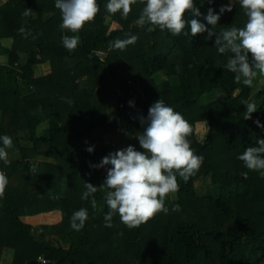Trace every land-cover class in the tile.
Listing matches in <instances>:
<instances>
[{
    "label": "trees",
    "instance_id": "1",
    "mask_svg": "<svg viewBox=\"0 0 264 264\" xmlns=\"http://www.w3.org/2000/svg\"><path fill=\"white\" fill-rule=\"evenodd\" d=\"M107 2L98 0L100 11L76 33L80 43L74 50L61 43L62 35L73 33L60 27L55 0H9L0 8V40L13 39L11 49L0 44V57H6L0 70V135L13 139L9 163L0 161L9 180L0 196V258L8 249L11 264H40L38 257L46 264H264V176L238 159L264 138V129L253 123H264V85L235 81L225 67L229 53L218 52L215 37L174 36L137 25L146 0H135L126 17L108 13ZM226 3L214 0L211 7ZM197 6L198 19L206 23L209 5ZM26 10L31 12L24 15ZM182 18L193 17L186 11ZM246 19L237 2L213 30L243 27ZM130 35L137 37L134 44L114 47ZM45 63L50 74L35 78L33 67ZM160 75L165 79L158 80ZM158 99L190 122L188 138L203 163L186 181L177 176L180 188L165 198L167 212L131 228L114 213L107 227V189L99 188L106 169L91 165L120 144L143 151L136 139L143 131L138 117ZM251 100L258 111L244 120L245 102ZM110 101H116L117 118L108 120ZM41 122L47 128L38 136ZM196 125L206 133L201 142ZM88 146H94L92 153ZM197 180L209 182L204 195L197 193ZM85 183L99 188L88 199L81 198ZM80 208L88 210V219L75 231L70 218ZM41 228L67 250L45 244L43 233L36 239L34 231Z\"/></svg>",
    "mask_w": 264,
    "mask_h": 264
},
{
    "label": "clouds",
    "instance_id": "2",
    "mask_svg": "<svg viewBox=\"0 0 264 264\" xmlns=\"http://www.w3.org/2000/svg\"><path fill=\"white\" fill-rule=\"evenodd\" d=\"M135 0H108L106 10L110 14L120 13L126 17L132 11ZM244 9L246 21L243 27L230 26L217 34L213 29L224 13L233 10L237 3ZM207 3L206 14L201 22L198 18L202 13L197 4ZM214 0H146L136 24L156 26L167 30L172 35L183 34L195 37L205 34V38L215 37V44L221 45L218 52L229 53L226 69L234 73L237 82L242 80L246 86H251L256 76V69L264 73V0H228L218 9L211 7ZM55 7L61 13L60 27L67 29L73 35H62L61 43L64 48L74 50L80 43L78 33L84 25L92 21L100 11L98 0H55ZM190 12V20L183 19L185 12ZM31 11L26 10L24 15ZM186 24L190 31H185ZM211 26V28H209ZM149 31L154 30L150 27ZM26 36L25 28L19 30ZM135 35L127 39L117 40L114 47L123 49L134 44ZM71 103V100L67 101ZM134 107V101L128 102ZM244 120L252 119L251 114L258 111L255 100L245 102ZM143 131L136 134L139 147L129 145L103 157L93 168L106 169V176L99 187H106L105 201L110 211L105 213L106 226L111 227L113 214H118L122 223L128 227H136L158 212H167L165 198L170 193L179 191L177 176L186 181L197 171L203 156L195 154L191 147L189 136L192 132L190 122L173 107L168 106L163 99L153 102L146 116H139ZM257 128L264 129V123L259 119L253 121ZM13 146L11 136L0 135V161H8V149ZM88 153L94 151V146L86 148ZM238 159L250 171H258L264 176V138H259L252 146L246 147ZM175 170V171H174ZM245 178L247 173L243 174ZM9 180L5 172L0 171V196L3 195ZM91 183H85L82 199L96 193L99 189ZM93 206L95 199L93 198ZM179 205L175 206L178 210ZM88 219V210L80 208L72 213L70 227L79 231Z\"/></svg>",
    "mask_w": 264,
    "mask_h": 264
},
{
    "label": "rangeland",
    "instance_id": "3",
    "mask_svg": "<svg viewBox=\"0 0 264 264\" xmlns=\"http://www.w3.org/2000/svg\"><path fill=\"white\" fill-rule=\"evenodd\" d=\"M226 1L228 0H224V3H226ZM235 4V3H234ZM233 4V5H234ZM164 76L160 75V77L158 78V80H164ZM261 85H264V75H260V74H256V76L253 78V83L250 87L252 88H258L259 86ZM238 92H236L234 95H236ZM108 120H111V119H116L117 118V107H116V101H110L109 104H108ZM201 124V123H200ZM204 124V123H202ZM197 125L195 127V137L198 141H202L205 137V134L206 133H203L204 131L207 132L208 131V127L206 124H204V131L202 132H197ZM118 149H122V144H120L118 147ZM208 180H197L196 184H195V187H196V190H197V193L199 195H204L205 194V191L206 189L208 188ZM170 198L171 199H174V196L171 194L170 195ZM43 233L46 237L44 243L45 244H48V245H51V246H54L56 248H62L64 250H67V245L63 244L62 242H59L55 237H53L48 231H44L42 228L39 230V231H34V236L35 238L37 239L39 237V235ZM6 251L8 249H5ZM4 250V251H5ZM3 251V252H4ZM2 252V254H3ZM11 253V259H12V251H9ZM1 258H2V255H1ZM1 258H0V264H3V262L1 261ZM11 264V261L10 263Z\"/></svg>",
    "mask_w": 264,
    "mask_h": 264
},
{
    "label": "crops",
    "instance_id": "4",
    "mask_svg": "<svg viewBox=\"0 0 264 264\" xmlns=\"http://www.w3.org/2000/svg\"><path fill=\"white\" fill-rule=\"evenodd\" d=\"M9 0H0V8L4 6L5 4L8 3ZM0 44L2 47L6 49H11L13 45V39L11 38H4L0 40ZM6 66V57H0V70L3 69ZM33 72H34V77L39 78V77H44L48 74H50V65L48 63L45 64H40V65H35L33 67ZM1 115V113H0ZM205 124V123H204ZM199 125V124H197ZM47 128V123L41 122L40 125L37 128V135L41 136L43 131ZM201 142V141H200ZM11 157H8V160ZM1 261L3 264H9L11 261V253L9 250H5L2 254Z\"/></svg>",
    "mask_w": 264,
    "mask_h": 264
},
{
    "label": "built area",
    "instance_id": "5",
    "mask_svg": "<svg viewBox=\"0 0 264 264\" xmlns=\"http://www.w3.org/2000/svg\"><path fill=\"white\" fill-rule=\"evenodd\" d=\"M96 55H97V56H101V54H99V53H97ZM37 261H38V263H40V264H46V263H47V261H46L43 257H38V258H37Z\"/></svg>",
    "mask_w": 264,
    "mask_h": 264
}]
</instances>
